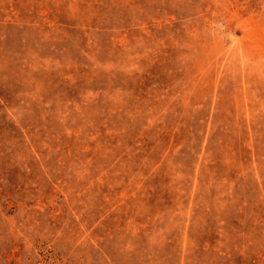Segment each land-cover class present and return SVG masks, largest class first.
Listing matches in <instances>:
<instances>
[{"label": "rangeland", "instance_id": "1", "mask_svg": "<svg viewBox=\"0 0 264 264\" xmlns=\"http://www.w3.org/2000/svg\"><path fill=\"white\" fill-rule=\"evenodd\" d=\"M0 264H264V0H0Z\"/></svg>", "mask_w": 264, "mask_h": 264}]
</instances>
